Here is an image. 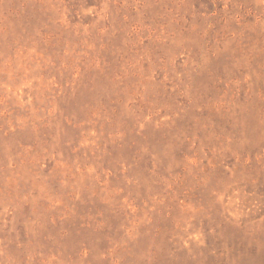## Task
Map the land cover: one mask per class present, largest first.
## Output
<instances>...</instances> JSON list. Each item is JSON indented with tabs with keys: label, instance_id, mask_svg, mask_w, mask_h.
I'll list each match as a JSON object with an SVG mask.
<instances>
[{
	"label": "rangeland",
	"instance_id": "obj_1",
	"mask_svg": "<svg viewBox=\"0 0 264 264\" xmlns=\"http://www.w3.org/2000/svg\"><path fill=\"white\" fill-rule=\"evenodd\" d=\"M0 264H264V0H0Z\"/></svg>",
	"mask_w": 264,
	"mask_h": 264
}]
</instances>
